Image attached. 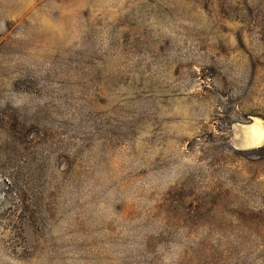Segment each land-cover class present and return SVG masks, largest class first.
Instances as JSON below:
<instances>
[{"label": "rangeland", "instance_id": "rangeland-1", "mask_svg": "<svg viewBox=\"0 0 264 264\" xmlns=\"http://www.w3.org/2000/svg\"><path fill=\"white\" fill-rule=\"evenodd\" d=\"M254 118L264 0H0V264H264Z\"/></svg>", "mask_w": 264, "mask_h": 264}, {"label": "bare ground", "instance_id": "bare-ground-1", "mask_svg": "<svg viewBox=\"0 0 264 264\" xmlns=\"http://www.w3.org/2000/svg\"><path fill=\"white\" fill-rule=\"evenodd\" d=\"M238 127L240 131H242L245 140V143L244 140L241 141L239 144L240 147L252 148L264 143V124L260 119L254 118L252 122L248 124H239Z\"/></svg>", "mask_w": 264, "mask_h": 264}]
</instances>
